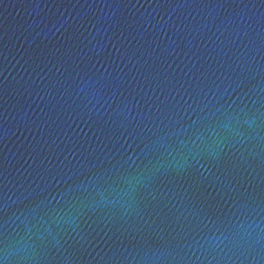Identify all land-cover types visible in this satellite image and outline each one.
I'll list each match as a JSON object with an SVG mask.
<instances>
[{"label": "water", "instance_id": "obj_1", "mask_svg": "<svg viewBox=\"0 0 264 264\" xmlns=\"http://www.w3.org/2000/svg\"><path fill=\"white\" fill-rule=\"evenodd\" d=\"M0 264H264V0H0Z\"/></svg>", "mask_w": 264, "mask_h": 264}]
</instances>
